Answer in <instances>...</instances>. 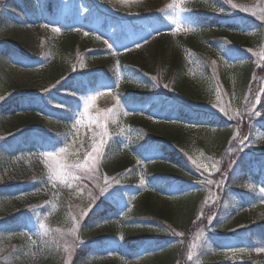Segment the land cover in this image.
Masks as SVG:
<instances>
[{
    "label": "rangeland",
    "instance_id": "374dc122",
    "mask_svg": "<svg viewBox=\"0 0 264 264\" xmlns=\"http://www.w3.org/2000/svg\"><path fill=\"white\" fill-rule=\"evenodd\" d=\"M148 1L152 0H92L87 5L79 0L74 5V0H56L54 5L61 8L60 21L57 18L56 23L48 26L44 19L46 0H0L4 19L0 23V58H7L0 62V67L14 72L11 81L14 84L10 85L7 80L0 86V264H264V251H257L264 249V167L259 173L257 169L253 172L259 180L254 185L251 183L253 166L243 170L236 163L243 153L245 158L242 159L246 162L251 151L257 153L258 164L264 166V68H260L259 77H254L258 88L254 97L248 89V81L237 80L242 77L241 58L246 57L253 68L264 64V0H231V3L218 0L219 7L210 0L208 5H203L210 16L237 15L241 11L248 17L245 21H261L263 28L257 34L251 30L252 23L244 27V22L238 21L240 30L246 35L237 37L244 48V57L237 54L234 45L225 38L199 28L204 17L191 14L190 2L194 0H153L157 4L153 10L148 9ZM22 3L35 8L38 17L26 19ZM173 3L175 7H168ZM158 12L167 27H151L149 22L144 23L142 15ZM89 14L99 16L92 23L95 25L83 22ZM108 14H115L117 20L103 29L98 19ZM67 16L76 17V24L65 23ZM39 18L42 23L35 26ZM151 20L158 24L156 19ZM132 24H136V29L147 30V36L135 35ZM68 27L79 30L81 36L90 35L96 41L105 42L104 48L111 50H115L113 45L117 39L126 37L130 41L122 44L124 56L120 58H147L145 54L141 56L142 48L165 39L167 53L180 54L182 74L194 87L195 95L188 98L173 91V72L163 73L158 68L144 75L127 62L120 66L117 56H113L117 71L114 85L121 86V91L102 83L76 95L73 88L79 85L71 81L87 73L88 57L81 46L74 48L72 54L56 55L54 45L62 29ZM56 28L58 32L54 31ZM257 36L259 42L255 41ZM12 45L35 60L30 63L34 64L32 69H26L30 64L22 66L11 60L15 58ZM234 49V56H231L228 51L231 53ZM56 58H65L68 72L65 77L50 81ZM44 81L46 83L42 84ZM130 82L147 86L145 90L149 96L144 98L145 102L132 103L129 95L123 94ZM250 87L253 90V86ZM97 92L103 94L85 110L86 99ZM14 96H24L26 105L35 100L39 106L22 104L24 107L11 115V111H5L2 106ZM66 98L79 101L76 111L65 123L53 121L52 114L65 112L62 103ZM180 105L221 115L229 125L243 117L244 128L234 126L233 136L248 131L246 124L253 126L250 134L243 133L237 140L238 145L229 154L225 153L228 162L224 168L220 154L226 149L218 150L215 142L219 137L216 138L215 130H199L186 125L189 138L173 149L181 161L175 167L187 171L188 185L181 187L175 181L176 177L184 176L180 172L175 171L171 176L155 174L156 171L162 174L173 171V167L167 165L159 145L151 140L148 131L130 122L132 112L173 120L177 118L173 111ZM158 107L163 109L158 112ZM25 109L30 111H20ZM107 109L113 111L107 112ZM77 119L79 124H76ZM11 129L15 132L6 133ZM31 133L40 140L39 144L30 141L31 135L26 136ZM101 140L104 143L101 144ZM94 143L98 152H92ZM60 148L66 151L60 153ZM51 152H56L57 156L45 155ZM89 153L96 157L94 166L89 160L88 168H69L66 182L55 178L58 164L84 163ZM120 160L129 161L121 172L110 174L103 170L104 166ZM252 163L256 164L257 160L254 158ZM72 174L79 179L73 180ZM241 179H245L242 192H237L233 186ZM189 190H200L194 195L199 201L195 215L199 220L190 232L181 225L183 217L174 227H169L153 221H133L131 211H124L139 194L148 195L158 204L177 207ZM235 199L243 201L244 207L242 212L231 215L230 207ZM114 201L121 202L124 209L104 219L114 224L113 246H100L95 242L81 252L85 242L95 240L93 228L98 226L97 221L88 228L93 213H99L96 209ZM41 223L47 225V232L40 228ZM77 223L79 226L71 231ZM142 226H146L143 230L147 235H155L166 243L145 245L132 256L117 255L118 249L126 246L125 237Z\"/></svg>",
    "mask_w": 264,
    "mask_h": 264
},
{
    "label": "trees",
    "instance_id": "16d2710c",
    "mask_svg": "<svg viewBox=\"0 0 264 264\" xmlns=\"http://www.w3.org/2000/svg\"><path fill=\"white\" fill-rule=\"evenodd\" d=\"M79 0H75L74 4L76 5ZM92 0H84L87 5L91 4ZM210 0H194L193 2H190L191 5V14L193 17H204L201 18V22H204L203 25H200L199 28L201 30L206 29L207 31H212L214 35L217 37L221 36L225 38L227 41L232 43L234 45V48L237 50V54H239L241 57H244L242 55V50L244 48L239 44V40L237 37L240 36H246L244 35L243 31L240 30V25L238 24L239 19L244 22L243 24L245 25L244 27H248L251 23L253 26H251V30L254 31V33H258L260 30H262L263 25L260 24V20L256 19L253 22L252 21H245V18L248 19L246 14L243 12L239 11L237 15H230V16H222L221 14H214L212 16L209 15V11L207 8H205L203 5L208 3ZM56 1L55 0H48L47 2V8L45 9L44 12H46L45 19H48V23L53 25L52 23L57 22V18H59L60 21V13L58 12V8L56 5H54ZM214 2L217 4V7L220 6V2L218 0H214ZM156 2L153 0L149 3L148 1V9L153 10L156 7ZM189 5V3H188ZM208 5V4H207ZM166 7V6H165ZM226 10V9H225ZM227 11V10H226ZM208 12V13H206ZM24 14H27V16H31V13L29 11L23 12ZM115 14L108 15L106 17H100L101 20V25L103 28L107 26L108 21H113L117 20V16H114ZM153 16L154 19L158 21V23L164 24V18L162 14L158 12V14H150ZM147 17L146 15H142ZM157 16V17H156ZM97 15H90L85 17L83 22L87 25H91L94 21ZM149 19V18H147ZM65 23L72 24V26L76 23L74 18H69L66 17L64 18ZM4 19L2 18V12H0V23L3 22ZM69 21V22H68ZM20 22V21H19ZM39 23L34 24L35 26H39ZM20 24V23H16ZM133 27L132 30L135 31V34L139 36L146 37L147 36V31L146 30H137L134 29ZM79 30H74L72 27L64 28L62 29V34L61 37L58 38V41L55 43L54 48L56 49V55L60 54L63 55L66 52H71L72 54L74 48L81 46L82 48H85V54L88 57V75L86 77H82L80 79L74 80L72 76H70L73 80L71 81V84L73 82H76L77 88H73L74 92L76 95L84 94L87 89H94L98 84H105L109 87H115L116 90L122 89L121 86H114L113 81L117 76V71H116V65L115 61L113 60V56H117L119 60V65L123 66L124 64L129 63L130 65L138 68L140 73L147 75L154 71L155 69H160L162 70L163 73H172L174 74V78L172 81V84L175 86L173 88L174 92L178 95H187L188 98H191L192 96L195 95V91L193 90V86L186 80V78L182 74L183 70V60L180 58L179 55L175 54H168L167 53V44L164 42L165 39H160L155 42V44L148 46L147 45L142 48L140 51V54H145L146 56H149L147 58H120L124 56L123 50L120 48L122 39L120 41L117 39L115 46V50H111L106 47L107 45L103 41H96L93 37L90 35L88 36H81L79 33ZM142 33V35H140ZM260 37L257 36L255 41H258ZM259 42V41H258ZM3 45V44H2ZM182 45V44H181ZM180 45V46H181ZM17 46V45H16ZM238 46V47H235ZM14 52V57L15 58H9L13 61H17L21 63L22 66H27L26 64H30L31 62L33 63L35 60L30 59L27 54L24 53V51L20 48L14 47L13 45L11 46ZM234 50L230 53H228L231 56H234ZM60 55V56H61ZM144 56V57H146ZM1 57V56H0ZM62 57V56H61ZM246 58V57H245ZM245 58H241L239 61L242 63L241 66L243 67L242 69V77H238L237 80H244L248 81V89L252 93V97H254V93L258 91V88L256 87V80L254 81V77L257 78L260 76V68H264V64H259L258 66L254 67L250 65V61L246 60ZM3 59L7 58H0V62ZM57 63H54L53 65L54 68L52 70V75L50 78H52L50 81H55L59 78L65 77L64 75L67 74V62L65 61V58H56ZM127 62V63H126ZM15 63V62H14ZM9 64H12V62L9 61ZM31 67V69L34 67V64H30L26 69ZM137 71V70H136ZM13 73L9 70H5L3 67H0V86L5 85L3 83H6L7 80L13 81ZM72 74V73H71ZM262 75V74H261ZM16 78V77H15ZM181 78V79H180ZM183 78V79H182ZM17 79V78H16ZM65 79V78H64ZM185 79V80H184ZM46 81H44L42 84H45ZM11 84H14V82H11ZM9 85V84H8ZM125 85V84H124ZM250 86H253V90ZM79 87H81L79 89ZM40 89V88H39ZM124 89V88H123ZM147 89V86L144 85H138L137 83L130 82L128 88H125L123 90V94L126 93L129 95L128 99H132V103H143L145 102V97L149 96V93L145 90ZM121 91V90H120ZM190 95V96H189ZM24 96H14L10 101L6 102L3 106L2 109L5 111H11V115H14V111H17L18 108L24 107L22 106L25 105L33 107L34 105L37 107L39 104L33 100L26 105L23 102ZM78 100H73L70 98H66L64 102L62 103L64 113L59 114V113H54L52 114L53 116V121L58 122V123H65L66 120L69 118L70 114L76 111V108L78 107ZM164 105V104H163ZM162 105V106H163ZM163 108L157 109V111H161ZM243 110V109H242ZM20 111H30L28 109L25 110H20ZM174 114L177 116V118L173 120H167L166 118L160 119L158 117H145L142 114H138L136 112H132V117L130 118V122L132 124H135L136 127H143L146 129L148 132V136L151 137V140L154 141V143L158 144L162 153V156L166 158V163L167 165L173 167V171H164L163 174L162 172L156 171L155 174L159 176H171L172 174L175 173V171L180 172L184 176H178L176 177V182L178 185L181 187L183 185H188L187 179L185 178L187 171L183 169H179V166L177 168L175 167L176 165H179L181 163L180 159L174 155V146H181L180 144L184 141H187L189 138V135L186 131V128H184L186 125L187 127H194L196 129H205V130H215V133H217L216 138L219 137V139H216L215 144L218 147V150L226 149V152L223 154H220L221 152L219 151V154L222 156V167L225 168L226 163L228 160L226 159V155L228 152L232 150L233 147L238 145V138L240 136H243L242 134L244 133H251V130L253 126L246 124V127H249V130L245 132H240L237 136H233L231 134V129L236 127H243L245 123H243V117L241 118L238 117L237 120H233L232 124H227L224 119L221 118V116H218L216 114L208 112V110L205 109H198L194 106H185V105H180L177 109H174ZM32 113H34L36 116L39 114H36V111L32 110ZM242 113V111H241ZM175 116V117H176ZM154 118L152 121L151 119ZM52 119V118H51ZM183 119H188L191 122H184ZM189 123V124H188ZM191 123V124H190ZM262 123V122H259ZM35 125V124H33ZM262 125V124H260ZM15 127V126H14ZM12 127V128H14ZM244 128V127H243ZM248 129V128H247ZM15 132L14 129L8 130L6 133H13ZM31 135L30 141L39 144V139L35 135L28 134L26 135L27 137ZM20 140L22 138L19 137ZM234 145V146H233ZM226 153V155H225ZM229 154V153H228ZM241 155V154H240ZM240 155H238L240 157ZM249 159L244 162L242 158H245V153H243L241 158H237L238 161L236 163H239L238 165L243 168V170H246L247 168L252 165L254 169H260L262 168V164L259 163V156H257V153H252L250 152ZM254 158L257 160L256 164H253ZM235 159V161L237 160ZM242 159V161L240 160ZM261 160V158H260ZM129 164L128 160H120V161H115L111 165H106L103 167V170L106 171L107 173H115V172H121L124 168L127 167ZM182 177V179L180 178ZM185 179V180H184ZM252 181L256 182V175L253 174L252 176ZM242 183L243 180L241 179L237 186H233L234 189L240 190L242 188ZM240 184V185H239ZM200 191V190H198ZM196 190H189V192H186L185 195H183V200L182 202H179L178 206H168L166 204H158L154 200H152L148 195H143L139 194L137 196V199L130 205V208H127L124 211L130 210L131 215H132V220L133 221H153L160 223L165 226L169 227H174V223L178 221L181 217H183L182 220V227L183 229H187V232H190L192 227L197 224V221L199 219L195 218L196 215V210L197 207H199V201H197L194 197L196 193H198ZM163 197H167L164 196ZM240 199V198H238ZM239 203V204H238ZM234 204V205H233ZM233 204L230 207V214L231 215H237L239 212L243 211V201L240 200H233ZM121 206V207H120ZM106 207V206H105ZM175 207V208H174ZM122 208V209H121ZM124 206L122 207V204L119 203L118 201H114L113 203L109 204L105 209H98L99 213H93L92 217L98 220H103L102 222L104 224L100 225L98 229H96L94 233V241H90L84 244V247L81 248V252H84L89 248L90 246L94 245L95 242L99 244L100 246H113V243L110 242L111 236L114 235V232L112 230V227L114 226L113 223L109 222H104L105 218H107L109 215L113 213H117L120 210H123ZM206 209V208H205ZM96 212V211H95ZM207 212V211H206ZM218 213V212H217ZM195 218V219H194ZM146 226H142L141 228H137L134 233L128 234L127 237H125V242L126 246H119L120 249L119 251L116 252L117 255H120L121 257H126V256H132L134 252L139 250L141 247L145 245H153V244H161L165 242L166 240H163L161 238H158L157 236L153 235H147L143 228ZM140 229V230H139ZM166 243V242H165ZM186 243V241H185ZM186 245V244H185ZM184 245V246H185ZM113 264V263H112ZM155 264H163V263H158L156 262Z\"/></svg>",
    "mask_w": 264,
    "mask_h": 264
},
{
    "label": "snow or ice",
    "instance_id": "6c2138e0",
    "mask_svg": "<svg viewBox=\"0 0 264 264\" xmlns=\"http://www.w3.org/2000/svg\"><path fill=\"white\" fill-rule=\"evenodd\" d=\"M229 2L231 3V0H229ZM175 6H176L175 3L168 5V7H175ZM233 7H236V5L234 4ZM253 15H255V13H253ZM54 31H57V32H58L59 29L56 28V29H54ZM137 46L139 47V45H137ZM109 47H111V45H109ZM108 91L110 92V89H108ZM102 94H103V93H101V92H97L95 95L88 97V98L86 99V101H85V110H87V107H88V105H89L90 103H92L93 101H95V100L97 99V97H98L99 95H102ZM117 105H119V99H117ZM106 111H107V112H112L113 109H107ZM79 123H80V120L77 119L76 124H79ZM74 127H75V125H74ZM105 127H106V125H105ZM100 143L102 144V143H104V141L101 140ZM58 151H59L60 153H63V152L66 151V148H60ZM98 151H99V148H98L97 145L94 143V144H93V147H92V152H98ZM45 155H46L47 157L54 158V157L57 156V153H56V152H51V153H46ZM89 160H91V161L93 162V166H94L95 163H96V157H95L92 153H89L88 155L85 156V161H84V163H77V164H67V163H63V164H58V168H57V170L54 172V176H55V178L60 179L62 182H66V181H65V176L69 175V173L67 172V170H68L69 168H78V169H79V168H88L89 166H88V163H87V162H88ZM50 170H51V169H50ZM72 179H73V180H75V179H79V177H77V176H75L74 174H72ZM68 186L71 187L70 184H69ZM101 191H103V189H101ZM85 214H86V213H85ZM72 219L75 220V217H73ZM78 226H79L78 223L75 224L74 227L71 229V231L74 232ZM40 228H41L42 230H44L45 232L48 231V227H47V225L44 224V223H41ZM57 231H60V230L57 229ZM65 250L67 251V247L65 248ZM257 251H264V249H257ZM189 259H191V254H189Z\"/></svg>",
    "mask_w": 264,
    "mask_h": 264
}]
</instances>
